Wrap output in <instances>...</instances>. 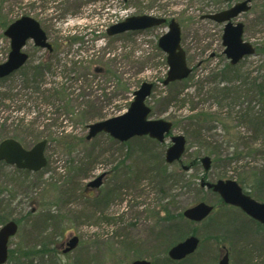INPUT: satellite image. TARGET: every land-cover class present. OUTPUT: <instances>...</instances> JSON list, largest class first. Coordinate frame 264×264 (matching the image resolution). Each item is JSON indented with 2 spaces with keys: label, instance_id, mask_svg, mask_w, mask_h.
<instances>
[{
  "label": "rangeland",
  "instance_id": "1",
  "mask_svg": "<svg viewBox=\"0 0 264 264\" xmlns=\"http://www.w3.org/2000/svg\"><path fill=\"white\" fill-rule=\"evenodd\" d=\"M34 1L6 2L3 13L10 20L7 26L21 16L35 18L47 33L48 42L56 48L54 71H47L43 82L65 87L79 98L78 107H83L81 100L99 98L100 109L86 126L73 125L65 104L42 103L33 87L26 88L25 79H30L31 74L26 77L24 72L49 56L48 49L36 47L32 40L24 48L30 57L25 66L0 80V97L7 99L0 103V141L19 135L16 139L27 148L40 140L48 141V164L39 172H25L0 162V228L10 220L20 226L10 240V251L43 250L19 263L131 264L145 259L152 264H218L227 249L230 264H264V229H258L257 222L240 208L223 203L218 194L205 187L183 190L185 194L173 206L174 214L199 202L213 205L214 210L201 222L179 224L186 231L184 239L194 235L201 242L186 260L172 263L168 250L177 234L165 231L163 205L181 191L175 185L163 187L151 173L165 158L171 138L183 135L187 145L182 164L189 168L183 170L187 177H194L198 185L202 180H236L246 193L264 202V178L255 175L264 163V148L244 159L238 155H232L231 161L224 158L228 151L232 152L231 146L261 148L262 140L252 139V127L239 122L237 115L247 107L250 96L235 103L226 102L228 106L211 96L213 86H227L222 76L229 60L222 40L224 24L202 16L225 10L238 0H54L47 8V3L42 7L38 0ZM141 15L166 18L168 22L175 19L180 24L182 47L192 68L189 77L163 83L169 71L168 55L158 42L168 32V23L121 34L108 33L112 25ZM237 20L245 24L244 40L264 50V0H252L251 10ZM7 26L0 24V64L7 61L10 53V39L4 34ZM263 60L264 53L256 51L235 66L240 75L252 72L257 76ZM74 67L81 69L83 76L68 72ZM145 82L154 85L146 101L151 108L149 118L173 124L162 144L147 136H136L124 143L105 132L90 141L86 139L88 125L127 112L134 92ZM203 111L218 119L210 123L214 129L206 131L207 136H215L210 141L224 144L220 148L222 154L216 157L202 152V140L195 138L186 118ZM26 116L27 121L36 122L35 130L20 133L18 120ZM42 130L45 131L41 133ZM35 131L40 138L33 135ZM50 131H54V136L75 134L81 140L67 150L49 139ZM207 155L212 163L210 170L205 171L201 160ZM180 167L175 163L170 169L176 171ZM102 174L108 176L100 187H88ZM74 236L79 238V244L63 253V245ZM49 250L50 255H45ZM16 260L13 263L9 259L6 264H15Z\"/></svg>",
  "mask_w": 264,
  "mask_h": 264
},
{
  "label": "water",
  "instance_id": "2",
  "mask_svg": "<svg viewBox=\"0 0 264 264\" xmlns=\"http://www.w3.org/2000/svg\"><path fill=\"white\" fill-rule=\"evenodd\" d=\"M249 10L248 1L239 3L229 9L210 13L202 16V19H210L218 23H224L223 45L224 53L231 64L236 65L246 56L256 53L255 47L243 39L245 26L242 22L234 23L241 13ZM167 22L166 18L150 15L132 16L125 21L112 25L108 29L110 35L120 34L127 31H136L152 28ZM11 41V51L8 60L0 64V79L8 77L19 70L28 60L29 55L23 51L27 41L32 39L40 47L51 48L48 36L41 24L33 17L22 16L12 22L4 32ZM182 29L180 24L172 19L169 22V31L159 40V47L168 54L167 61L169 71L164 85L175 81L186 79L192 68L188 66L186 52L181 45ZM154 85L143 83L135 91V99L131 103L129 110L118 117L105 121L92 123L89 125L87 140H91L99 133L105 132L120 142H125L135 136L149 135L159 142H164L166 135L173 129V124L167 120H152L149 118L151 108L146 104L147 98L151 95ZM172 144L165 153V161L168 164L182 162V157L186 151L187 140L183 135H175L171 138ZM46 140L40 141L32 149H25L22 144L13 138H8L0 144V161L16 165L20 169L30 171H40L48 161L45 157ZM206 171L210 170L212 159L205 156L201 160ZM185 170L189 168L184 166ZM105 174L100 175L89 185L99 187ZM202 187L212 189L218 193L222 200L229 205L241 208L247 215L264 224V202L257 201L252 196L246 194L236 180H218L215 183L202 181ZM214 206L206 202H200L184 210L186 219L193 222H201L213 211ZM19 230V224L12 220L0 228V264H5L9 257V241ZM79 238L74 236L68 242L65 253L77 247ZM200 245L197 236H188L185 240L174 245L168 251L169 258L181 261L196 252ZM131 264H152L145 259H138ZM219 264H230L229 253L227 252L220 259Z\"/></svg>",
  "mask_w": 264,
  "mask_h": 264
},
{
  "label": "trees",
  "instance_id": "3",
  "mask_svg": "<svg viewBox=\"0 0 264 264\" xmlns=\"http://www.w3.org/2000/svg\"><path fill=\"white\" fill-rule=\"evenodd\" d=\"M10 1L12 2V0H0V24L3 27L7 26V24L10 22L7 16H5L3 13V9L6 7V2H10ZM21 1L22 0H18V3L20 4ZM38 1H39L38 4L40 5L47 3L46 8L50 2H54V0H38ZM33 2L35 1L33 0ZM54 48H55L54 44H52V50L48 51L49 53L48 58L47 59L43 58L38 62V64L30 67L28 70L24 72V75L26 77H28V74H31L30 79L29 78L25 79L27 81V83L25 84L26 88L28 89L30 88V86L33 87V91L35 92L34 95L39 96L41 98V102L42 100L44 102L48 101V103L49 104L51 103L52 106H54V102H58L59 104L62 105L65 104L68 108V112L71 115L70 120L72 121L73 125L82 124L86 126L89 122L88 121L89 118L94 119V117L92 116L98 115V109H100V107L99 105H97V102H100V99L90 98L89 100H81V102L82 101L84 102V104H82L83 107H78L76 103L79 100V98L76 95H73V93H68L65 87H59V86L54 87V83L52 85H49L43 82L44 74L47 71L49 72L54 71L53 54L56 49ZM257 51L258 53L260 51L264 53V50L261 47L257 48ZM263 64H262L263 68L259 66L257 70V74L259 75L256 76L253 75L252 72H248L247 74L244 73L240 75V72L237 70V66H233L230 63H228L223 69V76H222L224 80H227V86L221 88L218 87L214 88L213 86L211 90V96L216 100H218L219 103L223 106H228L225 105L226 102L235 103L237 100L242 99V97L247 98L250 96L249 104L247 105V107L245 109L242 108L239 112H237V115L240 118L239 122L241 123L246 122L250 125V127H252L253 135L251 138L262 140V144L260 143L261 148H257V149H253L250 147L240 148V146H231L232 152L231 153L230 151L227 152V155L224 156L225 160L231 161L232 159H234L232 155H238L239 158L244 159L247 154L248 155H252L254 153L258 154L264 148V72H262V70L264 69ZM68 72H74L78 74L80 77L83 76L81 69H78L77 67L69 69ZM227 74L230 75L229 78L228 76H226ZM48 85L49 87H47ZM6 100L7 99H5V96L4 98L0 97V103L4 104ZM186 118L190 122V129H192L195 138L202 140L200 141L202 152L213 157L222 154L221 153L222 149L220 148H222V145L224 144H219L218 140L210 141V138L215 136H210V135L207 136L206 134V131H211L214 129V127L210 123L212 121L213 122L218 121V119L215 118L214 114L203 111V112L192 113L188 115ZM51 121L54 123V118H51ZM2 125H6V123H3ZM46 125L48 126V124ZM46 125L44 128L45 130H47ZM17 126H19L18 131H20L21 133L22 131L25 132L27 130H30L31 128L34 129V126H36V122L27 121V116L26 118L21 117L18 120ZM49 126L51 127V125ZM44 131L42 130L40 132L43 133ZM33 133H35L33 135H36V138L41 137L39 132H37V134L36 131ZM15 136L17 137L14 138L19 137V135H15ZM48 136L50 140L55 141L57 144L66 148L67 150H71L72 146L78 144L79 141L81 140V138H79L78 141L75 134L59 133L54 136V131H50V134H48ZM149 140H153V139L149 138ZM144 154H148V152H145ZM196 162H198V160H196ZM196 162L192 163L191 165L193 166V164H195ZM155 167H156L155 169L152 168L151 173H153L156 176V178H159V181L163 187L166 186L167 184L171 185V187L175 185L177 186V188L179 187L181 191L179 194L172 195L173 196L172 200H170L168 204L163 205L164 212L167 216L164 217V220L166 221V224L164 223L165 231L166 233H170L173 231L177 234V238L170 242V246H173L176 244L177 241L183 240L184 237L186 236V231L182 227H180L179 224L184 221H186L187 224L191 223V221L185 219L183 215V210H180L177 214H174L173 206L177 204L179 197L185 194L183 190L189 192L192 191L193 189L195 190L202 189V187L201 185H198V183H195L193 181L194 177L191 176L187 177V172L183 171L184 170L183 168L180 167L176 171L174 169H170L171 166L167 164L163 158L160 159L159 164H156ZM131 171L128 169V173L131 176H134ZM256 173L255 175L257 176L259 175L260 178H264V163L261 165V168ZM257 224H258V229H264L263 225L259 223ZM216 242L219 243V239L216 238ZM41 251L43 250H38L34 252V250L18 251L13 249L10 251V259L14 263L15 258H17L15 264H21L19 262H21L23 259H27L35 253L39 254L41 253ZM46 254L50 255V250L45 252V255ZM170 261L172 263L182 262V261H172V260Z\"/></svg>",
  "mask_w": 264,
  "mask_h": 264
},
{
  "label": "flooded vegetation",
  "instance_id": "4",
  "mask_svg": "<svg viewBox=\"0 0 264 264\" xmlns=\"http://www.w3.org/2000/svg\"><path fill=\"white\" fill-rule=\"evenodd\" d=\"M244 1H248V6H249V10L248 11H246V12H243V13H247V12H249L250 10H251V3H252V0H238V1H236L233 5H231V6H229L227 9H229V8H231V7H233V6H235V5H237V4H239V3H242V2H244ZM226 10V9H225ZM243 13H241L240 15H242ZM240 15H239V17H240ZM238 17V18H239ZM235 22V21H234ZM8 138H10V137H8ZM15 139V138H14ZM20 142V141H19ZM21 143V142H20ZM24 145V144H23ZM24 147V146H23ZM25 148V147H24ZM7 166H12V167H14V168H16V166H13V165H9V164H7ZM17 169V168H16ZM18 170H20V169H18ZM22 171H25V172H28L26 169H21ZM30 172V171H29ZM108 176V174H105V176H104V178H106ZM102 184H103V179H102ZM101 184V185H102ZM88 187H91V186H89L88 185ZM251 218V217H250ZM67 244H68V242L67 243H65L63 246H65V248L67 247ZM64 248V249H65ZM226 252H228L229 254H230V252H229V250H226Z\"/></svg>",
  "mask_w": 264,
  "mask_h": 264
}]
</instances>
